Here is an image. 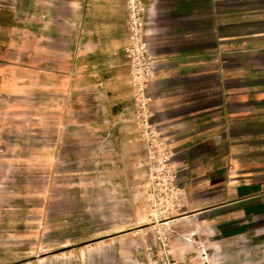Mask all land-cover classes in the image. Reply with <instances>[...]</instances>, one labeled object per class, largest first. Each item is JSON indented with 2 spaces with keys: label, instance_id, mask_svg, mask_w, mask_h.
I'll return each mask as SVG.
<instances>
[{
  "label": "crops",
  "instance_id": "0c3cea01",
  "mask_svg": "<svg viewBox=\"0 0 264 264\" xmlns=\"http://www.w3.org/2000/svg\"><path fill=\"white\" fill-rule=\"evenodd\" d=\"M143 5L153 122L176 166L178 196L163 223L170 245L179 264H252L248 251L264 247V0ZM0 7V264H12V140L58 142L82 128L85 140L119 148L139 134L125 0ZM27 123L50 124L51 134Z\"/></svg>",
  "mask_w": 264,
  "mask_h": 264
},
{
  "label": "rangeland",
  "instance_id": "374dc122",
  "mask_svg": "<svg viewBox=\"0 0 264 264\" xmlns=\"http://www.w3.org/2000/svg\"><path fill=\"white\" fill-rule=\"evenodd\" d=\"M41 128L51 134L50 124H26L28 132ZM48 137L12 140V264H166L167 214L151 215L159 205L137 167L139 135L119 148L85 140L82 128L58 142ZM248 252L252 264L264 262V247ZM171 257L179 264L173 249Z\"/></svg>",
  "mask_w": 264,
  "mask_h": 264
},
{
  "label": "built area",
  "instance_id": "2783aa9c",
  "mask_svg": "<svg viewBox=\"0 0 264 264\" xmlns=\"http://www.w3.org/2000/svg\"><path fill=\"white\" fill-rule=\"evenodd\" d=\"M128 16V38L124 52L128 60L132 87L134 123L144 143L145 155L139 167L146 170L148 195L155 206L167 203L160 215H170L178 196L174 153L153 122L152 96L149 92V77L156 59L150 52L145 37L146 20L143 0H125ZM166 215V216H167ZM165 216V217H166ZM172 249L167 236V263L176 264L171 257Z\"/></svg>",
  "mask_w": 264,
  "mask_h": 264
},
{
  "label": "bare ground",
  "instance_id": "6f19581e",
  "mask_svg": "<svg viewBox=\"0 0 264 264\" xmlns=\"http://www.w3.org/2000/svg\"><path fill=\"white\" fill-rule=\"evenodd\" d=\"M167 206V203L166 204H163V205H159L157 206L154 210H153V213H152V217L157 219L161 213V209L165 208Z\"/></svg>",
  "mask_w": 264,
  "mask_h": 264
}]
</instances>
